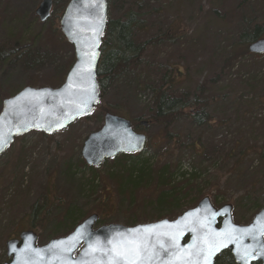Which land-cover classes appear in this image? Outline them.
Here are the masks:
<instances>
[{
    "label": "rangeland",
    "instance_id": "rangeland-1",
    "mask_svg": "<svg viewBox=\"0 0 264 264\" xmlns=\"http://www.w3.org/2000/svg\"><path fill=\"white\" fill-rule=\"evenodd\" d=\"M57 1L62 5L66 0ZM240 1L224 0L218 9L231 14L240 6ZM41 2L42 0H0V109L5 98L15 95L26 86H59L75 57L74 47L64 35L54 30L51 17L43 22L36 14ZM108 2L110 20L123 21L132 9L139 15V25L133 29L137 46L163 34L172 26L175 29V22H180L183 29L188 27V35H192V32L209 34L203 37L204 48L199 51L200 44L191 47L183 41L173 42L164 38L156 45H144L142 61L147 69L141 76V83H153L162 65L170 67L174 64L182 71L180 92H193L197 85L215 79L221 66V47L226 43L214 33L218 27L230 30L234 25L233 20L237 21L236 16L233 15L228 23L216 22L207 14L211 0ZM244 7H247V11L255 8L262 11L264 4L258 0H250ZM199 13L202 15L199 16ZM58 26L60 27V19ZM261 56L264 59V54ZM250 61L249 64L257 60L251 58ZM238 68L239 62L231 71L235 72ZM137 77L138 74L134 72L108 83L102 101L89 118L82 117L68 128L51 135L44 136L38 131L28 132L23 137L16 138L0 157V264L8 261L7 241L18 237L20 232L27 229L25 226L29 222V213L36 202L43 204L45 200L49 202L54 199L51 217L54 223L60 211L71 204L79 205L83 209L81 211L86 212V218L92 214L100 196L103 197L104 194L107 199V196L115 195L108 178L109 171L121 166L115 162V158L105 160L99 167H93L100 172L95 178L94 188L84 183V179L90 175L87 170L83 171L82 161L86 162L82 156V148L89 134L102 128L106 114L102 113L103 106L119 105V108L116 106V115L133 122L137 120L141 129L139 132L145 133L148 138L147 146L142 152L145 153L144 157L153 156V161L158 166L168 165L170 169L176 170L177 182L185 183V179L202 166L205 170L202 178L192 180L187 185H195L197 189L207 187L202 190L203 194L198 201L206 195L211 197L216 207L231 203L234 207V221L238 224L249 223L264 206V156L261 155L264 152V127H250L247 125L249 121L244 124L238 121L234 123L229 117L226 118L229 120L226 124L218 122L220 118L226 117V113L233 114L232 119L236 116L233 110L224 108L231 106L236 94L244 92L241 86L230 83V78H236V75L225 76L217 83L207 86L212 95L226 94L219 107L214 104L207 110L215 119L211 126L193 128L194 125L188 118H182L172 126V132L181 135L180 142L176 144L171 140L161 139L158 126L141 125L142 121L149 122L147 108L151 105L152 93L150 90L143 92L136 87ZM250 115L262 117L264 111L256 110ZM243 149L245 152L242 154L240 150ZM201 151L204 153L201 154ZM79 168L81 171H78ZM68 169L76 172L73 178H69ZM181 172L186 175L182 176ZM104 185L106 190H103ZM248 194H252L250 200L244 199L241 202L240 199ZM140 203V210H113L111 223L132 226L138 223H131L128 218L133 219L137 215L139 218L151 216V208L142 206L143 199ZM61 204L64 205L59 208ZM174 215L166 218L173 219L179 214ZM148 220L150 219L140 223L153 221ZM100 225L102 224L98 220L96 227ZM47 227L43 231L40 227L42 235L39 233V245L47 243L57 232L53 224Z\"/></svg>",
    "mask_w": 264,
    "mask_h": 264
},
{
    "label": "trees",
    "instance_id": "trees-1",
    "mask_svg": "<svg viewBox=\"0 0 264 264\" xmlns=\"http://www.w3.org/2000/svg\"><path fill=\"white\" fill-rule=\"evenodd\" d=\"M68 1L66 0L61 5L59 1L55 0L50 18L54 30L61 35L63 34L58 26V20H61ZM223 1L211 0V7L207 12L209 17L223 24L230 22L234 15L237 21L233 20L234 25H232L230 30L218 27V30L214 33L215 36L226 43L221 47L219 73L215 79L209 80L205 84L197 85L193 92L179 91V86L182 82V71L176 64L170 67L162 65L156 74V81L153 83H141V76L147 69V66L143 65L142 61L144 45H156L162 42L161 40L164 38L165 40L171 39L173 42L176 40L183 41L184 44L191 47H197V44H200L201 48L198 49L199 51L204 48L203 37L209 34L192 32V35H188L190 29L188 27L183 29L180 22H175V29V26H172L163 34L155 36L137 46L133 29L139 25V15L132 9L123 21L110 20L109 18L102 40L101 59L98 66L101 101L105 95V89L109 86L107 85L108 83H113L136 72L138 74L136 87L143 92L150 90L152 93L151 105L147 108L148 123L158 126L161 139L164 141L171 140L176 144V142H180L181 135L174 134L172 126L182 118L191 120L194 125L193 128L196 129L211 126L215 119L212 118V115L207 110L214 104H217L219 107L224 102V95L226 94L212 95L207 86L217 83L225 76L236 75V78H230V83L241 86L244 92L236 94L230 107L224 106L227 110H233L236 116L232 119L233 114L226 113V117L220 118L218 122L226 124L229 120H232L234 123L238 121L244 124V122L249 121L247 125L250 127L256 125L264 127V116L254 117L250 115V113L256 110L260 112L264 111V59L262 58L263 56L252 54L249 51L250 44L264 37V8L262 11L259 8L247 11V7H244V5L246 6L250 0H241L239 2L240 6L230 14L228 11L221 12L218 9V6ZM258 1L264 4V0ZM198 15L202 14L199 13ZM173 29L177 31L174 32ZM169 33H172V35L170 36ZM251 58L257 61H252L249 64ZM74 61L75 57L70 64L71 66ZM237 62H239V68L235 72H232L231 69ZM116 106L119 108V105ZM116 106H103L101 107L103 109L102 113L111 112L118 114ZM228 117L231 119H226ZM136 122L137 120L132 121V124L134 129L139 131L141 129ZM42 135L46 136L43 133ZM201 152V154L204 153V151ZM240 152L243 154L245 150H240ZM144 155L145 153L122 154L120 158L114 159L117 164L121 165L117 170L109 171L108 178H110L111 189L115 195L113 197L107 196L106 199L103 194V197L100 196L97 200V205L92 209V214L96 213L99 215V222L102 225L113 222V210L116 208L120 211L124 209L140 210L142 208L141 199H143V207L149 206L151 208V216L139 218L137 215L133 219L128 218V221H131V223H140L145 221V219L156 221L174 214L176 216L189 208L195 207L199 202L198 199L203 194L202 190L207 187L197 189L195 185H187L192 180L202 178V174L205 172L202 166L192 173L189 178L185 179V183L181 184V182H177L175 179L176 170L170 169L168 165L158 166L154 163L153 156L144 157ZM261 155L264 156V152H261ZM82 163L83 171L87 170L90 175L89 178L84 179V183L94 188L96 186L95 178L100 172L96 168L86 165L84 161ZM78 171H81V168ZM68 173L69 178H73L76 175V172H71L69 169ZM181 175L185 176L186 174L181 172ZM207 182L208 184L211 183ZM106 188L104 185L103 190H106ZM107 194L109 195L110 192H107ZM251 197L252 194H248L242 197L240 201L242 202L244 199L250 200ZM53 204L54 199H50L49 202L45 200L43 204L37 202L33 204L29 213V222L25 227L33 229L39 235L44 229L48 228V225L53 224L54 230L57 231L54 233L53 238H55L69 234L86 216V212L81 211L83 209L79 205L71 204L60 211L61 213L56 218L59 223H56L57 221L53 223L51 221L52 213L54 212ZM63 205L61 204L59 208L63 207ZM40 227L42 228L41 232ZM215 264L237 263L231 251L226 250L216 258Z\"/></svg>",
    "mask_w": 264,
    "mask_h": 264
},
{
    "label": "water",
    "instance_id": "water-1",
    "mask_svg": "<svg viewBox=\"0 0 264 264\" xmlns=\"http://www.w3.org/2000/svg\"><path fill=\"white\" fill-rule=\"evenodd\" d=\"M54 0H42L36 9L41 21L51 16ZM109 17L107 0H70L60 20V28L75 51V61L69 69L64 82L57 87L26 86L15 95L5 98L0 109V130L4 143L0 146V156L18 136L29 131H41L48 135L62 131L82 117L90 116L101 100V85L98 81V66L101 59V47ZM252 54H264V37L249 46ZM93 53L96 55L93 56ZM63 125V126H61ZM147 127L149 123L142 121ZM147 135L134 129L131 120L116 114L106 113L104 124L98 131L92 132L85 139L82 156L87 165L101 166L105 160L118 157L123 153H141L146 148ZM99 215L94 213L81 221L69 234L50 239L43 245L38 244V235L34 230H25L18 239L6 243L9 261L4 264H59L57 257L64 264H81L94 258L85 256L89 242L98 246L109 247V241L130 238V230L143 229L145 226L158 225L160 233L176 236L179 250H190L194 243L199 246V237L207 231L214 233L236 229L232 233L234 244L220 249L211 257V264L226 250H230L237 264H243L239 253L245 249L255 250L254 255L264 252V206L248 224L235 223L233 205L226 203L216 207L210 196L203 197L195 207L189 208L173 219L163 218L133 226L107 224L96 227ZM164 222H167L166 224ZM206 224L207 229L201 228ZM196 228L197 231H191ZM145 240L151 247L156 246L157 237L149 239V233H132ZM78 238V239H77ZM167 243L166 237H159ZM219 239V238H217ZM64 243L57 248V242ZM170 254L160 253L157 259L166 261ZM264 258L249 257L248 264Z\"/></svg>",
    "mask_w": 264,
    "mask_h": 264
},
{
    "label": "snow or ice",
    "instance_id": "snow-or-ice-1",
    "mask_svg": "<svg viewBox=\"0 0 264 264\" xmlns=\"http://www.w3.org/2000/svg\"><path fill=\"white\" fill-rule=\"evenodd\" d=\"M95 55L96 54L93 53V56ZM4 142L3 133L2 130H0V146H2ZM164 223L166 224L167 222ZM158 227V225H152L145 226L143 229L130 230V238L122 237L115 243L109 241V247L98 246L99 242H97V244L89 242L84 255L93 257L94 259L91 261H82L81 264H157L160 253L170 254V259L159 261V264H211V257L215 255L216 252L227 247L229 244L235 243V238L232 235V233L236 231L235 228L225 230L223 233H214L211 237L209 233L205 231L199 237V246L194 243L190 246V250H183V252H181L176 242L178 238L171 233L156 232L155 229ZM200 227L207 229L208 226L206 224H201ZM142 231L149 233V239L152 236L157 237L159 252L156 250L155 245L150 247L144 239L132 234ZM191 231L196 232L197 229L192 228ZM262 234H264V232H262ZM161 236L167 238V243L159 239ZM63 243V241L57 242V248ZM254 253L255 250L249 252L247 249L239 253L243 264H248L249 257L264 258V252H260L258 257L255 256ZM57 260L59 264H64L59 256Z\"/></svg>",
    "mask_w": 264,
    "mask_h": 264
},
{
    "label": "flooded vegetation",
    "instance_id": "flooded-vegetation-1",
    "mask_svg": "<svg viewBox=\"0 0 264 264\" xmlns=\"http://www.w3.org/2000/svg\"><path fill=\"white\" fill-rule=\"evenodd\" d=\"M26 230H28V229H26ZM25 231V230H24ZM23 232V231H22ZM21 233V232H20ZM19 236H20V234H19ZM19 236L18 237H16V238H13V239H18L19 238ZM233 256V255H232ZM8 261H9V258H8ZM256 263H258V264H260L259 262H255V263H253V264H256Z\"/></svg>",
    "mask_w": 264,
    "mask_h": 264
}]
</instances>
